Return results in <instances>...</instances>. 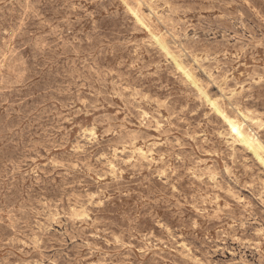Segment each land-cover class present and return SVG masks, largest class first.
I'll return each mask as SVG.
<instances>
[{
  "label": "rangeland",
  "instance_id": "374dc122",
  "mask_svg": "<svg viewBox=\"0 0 264 264\" xmlns=\"http://www.w3.org/2000/svg\"><path fill=\"white\" fill-rule=\"evenodd\" d=\"M0 64V264H264V0H0Z\"/></svg>",
  "mask_w": 264,
  "mask_h": 264
},
{
  "label": "bare ground",
  "instance_id": "6f19581e",
  "mask_svg": "<svg viewBox=\"0 0 264 264\" xmlns=\"http://www.w3.org/2000/svg\"><path fill=\"white\" fill-rule=\"evenodd\" d=\"M103 1V0H102ZM150 1V0H149ZM153 1V0H152ZM179 1V0H178ZM131 2V1H130ZM72 3V2H71ZM74 3V2H73ZM101 3V2H100ZM148 3V2H147ZM194 3V2H193ZM102 4V3H101ZM145 4V3H144ZM181 4V3H180ZM33 5H34V3H33ZM84 6V5H83ZM82 6V7H83ZM75 7V6H74ZM103 7V6H102ZM131 7V6H130ZM84 8V7H83ZM128 9V8H127ZM135 9V8H134ZM31 10V9H30ZM75 10V9H74ZM84 10V9H83ZM137 11V10H136ZM139 11V10H138ZM38 12V11H37ZM144 12V11H143ZM85 13V12H84ZM99 13V12H98ZM141 14H142V11L140 12ZM144 14H147V13H145L144 12ZM139 15V14H138ZM140 16V15H139ZM138 16V17H139ZM144 16V15H143ZM147 16V15H146ZM87 17V16H86ZM74 18V17H73ZM82 19V18H81ZM87 19V18H86ZM140 19V18H139ZM73 20V19H72ZM68 21V20H67ZM73 21H76V20H73ZM146 21V20H145ZM144 21V22H145ZM81 23V22H80ZM142 23V22H141ZM150 24V23H149ZM149 24H147V25H149ZM80 25V24H79ZM83 25V24H82ZM174 26V25H173ZM226 27V26H225ZM150 28V27H149ZM152 29V28H151ZM154 29V28H153ZM220 29V28H219ZM227 29V28H226ZM170 30V29H169ZM206 30H207V28H206ZM155 31V30H154ZM172 31V30H171ZM80 32V31H79ZM156 32H158V31H156ZM176 32V31H175ZM171 33V32H170ZM78 34V33H77ZM168 34V33H167ZM80 35V34H79ZM171 35H172V33H171ZM175 36V35H174ZM213 38V37H212ZM206 39V38H205ZM194 40V39H193ZM207 40V39H206ZM173 41V40H172ZM192 40H190V42H191ZM207 42V41H206ZM214 42V41H213ZM184 43V42H183ZM192 44H193V42H191ZM210 43V42H209ZM240 44V43H239ZM182 45V44H181ZM194 45V44H193ZM243 45V44H242ZM159 46V45H158ZM10 47V46H9ZM176 47V46H175ZM187 47V46H186ZM11 48V47H10ZM164 48V47H163ZM180 48V47H179ZM183 48V47H182ZM243 48V47H242ZM15 49V48H14ZM194 49V48H193ZM201 49V48H200ZM16 50V49H15ZM162 50V49H161ZM180 50V49H179ZM185 50V49H184ZM199 50V49H198ZM206 50V49H205ZM9 51V50H8ZM20 51V50H19ZM18 51V52H19ZM165 51H166V49H165ZM194 51V50H193ZM172 52V51H171ZM4 53V52H3ZM77 53V52H76ZM180 53H183V52H180ZM5 54V53H4ZM203 54V53H202ZM208 54V53H207ZM23 55V54H22ZM189 55H192V53L191 54H189ZM195 55V54H194ZM198 55V54H197ZM15 56V55H14ZM208 56V55H207ZM211 56V55H210ZM23 57V56H22ZM193 57V56H192ZM204 57H205V55H204ZM213 57V56H212ZM211 57V58H212ZM195 59V58H194ZM255 60V59H254ZM4 61V60H3ZM7 63V62H6ZM183 63V62H182ZM184 63H187V62H185L184 61ZM20 64H22V63H20ZM1 65V64H0ZM8 65V64H7ZM24 65V64H23ZM202 65V64H201ZM178 66L179 67H181L182 68V66L180 65V64H178ZM263 66V65H262ZM189 67V66H188ZM248 67V66H247ZM200 68V67H199ZM21 69V68H20ZM19 69V70H20ZM185 69V68H184ZM183 69V70H184ZM204 69V68H203ZM188 70V69H187ZM23 73V72H22ZM184 74H186L190 79H193V76L190 74V72H186L185 70H184ZM208 74V73H207ZM194 75V74H193ZM227 76V75H226ZM214 77V76H213ZM79 78V77H78ZM225 78V77H224ZM4 79V78H3ZM8 80V79H7ZM84 80V79H83ZM198 80V79H197ZM199 82V81H198ZM10 83V82H9ZM197 83V82H196ZM218 83V82H217ZM257 83H258V81H257ZM13 84V83H12ZM16 84V83H15ZM21 84V83H20ZM87 84V83H86ZM203 84V83H202ZM201 84V85H202ZM11 85V84H10ZM18 85V84H17ZM1 86V85H0ZM13 87V86H12ZM88 87V86H87ZM201 87V86H200ZM202 88V87H201ZM92 89V88H91ZM4 90H6V89H4ZM203 90V89H202ZM222 90V89H221ZM220 90V91H221ZM111 91V90H110ZM117 91V90H116ZM119 92V91H118ZM222 92V91H221ZM122 93V92H121ZM110 94V93H109ZM112 95V94H111ZM204 95V94H203ZM235 95V94H234ZM205 96V95H204ZM207 96V95H206ZM232 96V95H231ZM230 96V97H231ZM119 99V98H118ZM200 99V98H199ZM221 99V98H220ZM202 100V99H201ZM100 101V100H99ZM210 102H211V104H212V106H213V108H214V110L217 112V113H219V114H221V115H223V117L225 118V120L227 121V123H228V125H229V127H230V132L232 133V135H233V137L236 139V140H238V141H240V144H242V145H244V147L246 146V147H248L252 152H253V156H255V157H257V159L264 165V146L262 145V143L260 142V140L258 139V137L254 134V133H251V132H249V130H246V128H245V126H244V124L242 123V121L238 118V117H231V116H228L227 114H225V112L221 109V107L219 106V103L216 101V100H210ZM101 105V104H100ZM107 105V104H106ZM225 106V105H224ZM107 107H109V106H107ZM208 107V106H207ZM113 108V107H112ZM99 109V108H98ZM104 109V108H103ZM225 109V108H224ZM129 110V109H128ZM238 110V109H237ZM230 111V110H229ZM206 112V111H205ZM243 112V111H242ZM246 112H248V111H246ZM216 113V114H217ZM253 113V112H252ZM256 113V112H255ZM236 114V113H235ZM249 114H250V112H249ZM212 115V114H211ZM114 116V115H113ZM205 116H206V114H205ZM213 116V115H212ZM233 116H235V115H233ZM261 116V115H260ZM110 118V117H109ZM207 118V117H206ZM114 119V118H113ZM116 119V118H115ZM210 119V118H209ZM255 120H257V119H255ZM247 122V121H246ZM260 123H261V121H259ZM114 123V122H113ZM226 123V122H225ZM257 123V122H256ZM259 123V124H260ZM105 124V123H104ZM123 126V125H122ZM257 126V125H256ZM258 127H261V126H258ZM93 128V127H92ZM123 129V128H122ZM91 130H93V129H91ZM119 130V129H118ZM125 130H126V127H125ZM135 130V129H134ZM82 131V130H81ZM131 131V130H130ZM260 131V130H259ZM6 132V131H5ZM83 132V131H82ZM128 132V131H127ZM112 134V133H111ZM128 135V134H127ZM143 135V134H142ZM122 136V135H121ZM264 137V136H263ZM157 138V137H156ZM129 139V138H128ZM148 140V139H147ZM263 140V139H262ZM144 141V140H143ZM151 143V142H150ZM225 145V144H224ZM135 146V145H134ZM118 148V147H117ZM116 148V149H117ZM228 148V147H227ZM134 149V148H133ZM227 150V149H226ZM230 150V149H229ZM232 150V149H231ZM248 151V150H247ZM141 152V151H140ZM231 155V154H230ZM242 155V154H241ZM50 158V157H49ZM193 158V157H192ZM248 158V157H247ZM196 159V158H195ZM209 160V159H208ZM91 161V160H90ZM205 161H207V160H205ZM194 162V161H193ZM196 162V161H195ZM261 164V165H262ZM216 167V166H215ZM168 168V167H167ZM210 168V167H209ZM217 168V167H216ZM214 169V168H213ZM219 170V169H218ZM216 171V170H215ZM214 174V173H213ZM80 189V188H79ZM83 192V191H82ZM79 203H80V201H79ZM112 203V202H111ZM110 203V204H111ZM243 205V204H242ZM82 206V205H81ZM263 206V205H262ZM63 207V206H62ZM69 208V207H68ZM19 211V210H18ZM214 211V210H213ZM74 212V211H73ZM205 212H206V210H205ZM222 212V211H221ZM81 213V212H80ZM246 213V212H245ZM72 214V213H71ZM251 214V213H250ZM249 214V215H250ZM59 215V214H58ZM61 216V215H60ZM78 216V215H77ZM21 217H23V216H21ZM20 217V218H21ZM66 217V216H65ZM69 217V216H68ZM73 217H75V216H73ZM82 217V216H81ZM89 217V216H88ZM244 217V216H243ZM242 217V218H243ZM14 218V217H13ZM62 218V217H61ZM90 218H91V216H90ZM93 218V217H92ZM222 218V217H221ZM259 218V217H258ZM75 219V218H74ZM69 220V219H68ZM89 220V219H88ZM73 221V220H72ZM81 221V220H80ZM210 221V220H209ZM219 221V220H218ZM263 221V220H262ZM12 222V221H11ZM93 223V222H92ZM209 223V222H208ZM220 223V222H219ZM258 223V222H257ZM77 224V223H76ZM90 224V223H89ZM225 224V223H224ZM264 224V223H263ZM86 225V224H85ZM93 225V224H92ZM201 225V224H200ZM232 225V224H231ZM13 226V225H12ZM79 226V225H78ZM84 226V225H83ZM88 226V225H87ZM234 226V225H233ZM241 226V225H240ZM76 227V226H75ZM232 227V226H231ZM230 227V228H231ZM229 228V229H230ZM244 228V227H243ZM80 229V228H79ZM235 229V228H234ZM255 229V228H254ZM262 229V228H261ZM63 230V229H62ZM226 230V229H225ZM228 230V229H227ZM250 230V229H249ZM256 230V229H255ZM259 230H260V228H259ZM222 231H224L223 229H222ZM257 231V230H256ZM262 230H260V232H261ZM230 232V231H229ZM228 232V233H229ZM248 232V231H247ZM251 232V231H250ZM227 233V232H226ZM243 235V234H242ZM230 236H231V234H230ZM241 236V235H240ZM243 237V236H242ZM232 238V237H231ZM248 238V237H247ZM233 239H236V238H233ZM218 242V241H217ZM242 243V242H241ZM228 244V243H227ZM235 245V244H234ZM234 245H232V246H234ZM225 246V245H224ZM223 246V247H224ZM238 246V245H237ZM236 246V247H237ZM240 246V245H239ZM227 248V247H226ZM238 248V247H237ZM242 248V247H241ZM220 249V248H219ZM240 249V248H239ZM238 249V250H239ZM247 249V248H246ZM225 251V250H224ZM240 252V251H239ZM254 252V251H253ZM99 254V253H98ZM234 254H236L235 252H234ZM247 254V253H246ZM125 255H126V253H125ZM241 255V254H240ZM243 255V254H242ZM98 256V255H97ZM245 256V255H244ZM250 256H252V254L250 255ZM259 256H261L262 257V255H259ZM246 257V256H245ZM254 257V256H253ZM250 258V257H249ZM248 258V259H249ZM258 258V257H257ZM96 259V258H95ZM244 259V258H243ZM97 260V259H96ZM171 260V259H170ZM261 260V259H260ZM243 261V260H242ZM249 261V260H248ZM94 262V261H93ZM167 262V261H166ZM169 262V261H168ZM250 262V261H249ZM141 263V262H140Z\"/></svg>",
  "mask_w": 264,
  "mask_h": 264
}]
</instances>
